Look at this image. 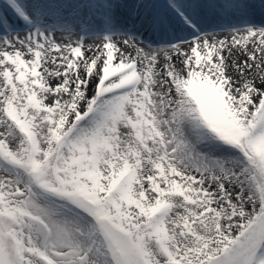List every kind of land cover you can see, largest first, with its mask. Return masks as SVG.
Listing matches in <instances>:
<instances>
[{
    "label": "snow or ice",
    "instance_id": "6c2138e0",
    "mask_svg": "<svg viewBox=\"0 0 264 264\" xmlns=\"http://www.w3.org/2000/svg\"><path fill=\"white\" fill-rule=\"evenodd\" d=\"M0 264H264V0H3Z\"/></svg>",
    "mask_w": 264,
    "mask_h": 264
},
{
    "label": "rangeland",
    "instance_id": "374dc122",
    "mask_svg": "<svg viewBox=\"0 0 264 264\" xmlns=\"http://www.w3.org/2000/svg\"><path fill=\"white\" fill-rule=\"evenodd\" d=\"M3 5V0H0V7H2Z\"/></svg>",
    "mask_w": 264,
    "mask_h": 264
}]
</instances>
